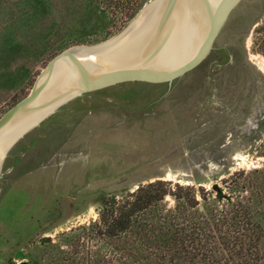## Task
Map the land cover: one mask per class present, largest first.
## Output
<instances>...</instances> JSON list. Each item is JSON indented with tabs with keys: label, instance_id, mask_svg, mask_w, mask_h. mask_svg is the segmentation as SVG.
Here are the masks:
<instances>
[{
	"label": "rangeland",
	"instance_id": "rangeland-1",
	"mask_svg": "<svg viewBox=\"0 0 264 264\" xmlns=\"http://www.w3.org/2000/svg\"><path fill=\"white\" fill-rule=\"evenodd\" d=\"M148 1L0 0V116L55 56L112 38ZM1 160L0 264H131L96 232L107 200L156 179L212 200L264 169V0H240L193 69L78 95Z\"/></svg>",
	"mask_w": 264,
	"mask_h": 264
},
{
	"label": "trees",
	"instance_id": "trees-1",
	"mask_svg": "<svg viewBox=\"0 0 264 264\" xmlns=\"http://www.w3.org/2000/svg\"><path fill=\"white\" fill-rule=\"evenodd\" d=\"M252 171L233 174L230 191L212 200L203 188L161 179L139 185L104 203L96 232L131 264H264V169Z\"/></svg>",
	"mask_w": 264,
	"mask_h": 264
},
{
	"label": "bare ground",
	"instance_id": "bare-ground-1",
	"mask_svg": "<svg viewBox=\"0 0 264 264\" xmlns=\"http://www.w3.org/2000/svg\"><path fill=\"white\" fill-rule=\"evenodd\" d=\"M226 1L159 0L137 17L120 40L100 50L72 48L44 79L32 105L0 130V158L16 137L61 103L68 91L88 83L97 69L131 67L162 73L189 60ZM76 67L84 74L74 72Z\"/></svg>",
	"mask_w": 264,
	"mask_h": 264
},
{
	"label": "water",
	"instance_id": "water-1",
	"mask_svg": "<svg viewBox=\"0 0 264 264\" xmlns=\"http://www.w3.org/2000/svg\"><path fill=\"white\" fill-rule=\"evenodd\" d=\"M159 0H150L148 1L139 11L137 16L117 35L113 36L112 38L103 41L101 43L95 44V45H78L74 47H87L96 50H100L102 48L107 47L110 43L120 40L125 34H127L130 27L134 24L137 17L148 8L155 5L156 2ZM240 0H228L226 3L221 7L219 12L216 14L214 19L211 22L210 28L208 30V33L206 35V38L200 47V49L196 52L194 56H192L189 60L186 62L177 65L176 67H173L172 69L162 72V73H152L149 71L131 68V67H119L114 69H97V75H93V77H90V80L88 83L84 85H80L77 88L68 91L65 95L66 98L59 103L56 107H54L50 112L42 116L35 124L27 127L19 136L23 135L26 131H28L30 128L38 124L42 119H44L48 114L54 112L60 105L64 104L68 100L81 95L85 92H89L92 90H96L99 88H103L112 84H116L119 82L124 81H147L151 83H162V82H171L174 79L178 78L179 76L183 75L187 71L193 69L198 64H200L204 58L209 54V52L213 48V44L215 41V38L217 37L221 27L223 26L228 14L233 9V7L236 6V4ZM74 47H70L57 56H55L38 74L36 77L29 93L16 102L14 105H12L10 108H8L1 116H0V130L6 126L10 121L15 119L20 113H22L25 109L30 107L32 103L36 100L38 95L41 92V85L44 79L50 74V72L56 67V65L59 63L60 59L67 55V53ZM74 72H77L79 74H84L85 70L81 67H76L72 69ZM18 137H16L15 140H17ZM15 140L11 143L13 144ZM11 144L8 146V148L11 146ZM7 148V150H8ZM6 150V151H7ZM5 151V153H6ZM5 155V154H4ZM4 157V156H3ZM1 166V165H0ZM213 189L217 190L218 186L214 184ZM24 264V263H21Z\"/></svg>",
	"mask_w": 264,
	"mask_h": 264
},
{
	"label": "flooded vegetation",
	"instance_id": "flooded-vegetation-1",
	"mask_svg": "<svg viewBox=\"0 0 264 264\" xmlns=\"http://www.w3.org/2000/svg\"><path fill=\"white\" fill-rule=\"evenodd\" d=\"M21 263H24V264H29L28 261L26 260H20L17 264H21Z\"/></svg>",
	"mask_w": 264,
	"mask_h": 264
}]
</instances>
